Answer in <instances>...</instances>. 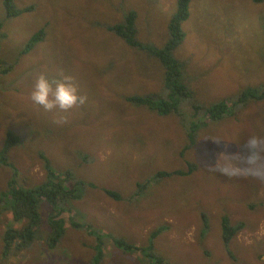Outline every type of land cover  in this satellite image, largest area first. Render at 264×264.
Masks as SVG:
<instances>
[{
	"label": "rangeland",
	"instance_id": "1",
	"mask_svg": "<svg viewBox=\"0 0 264 264\" xmlns=\"http://www.w3.org/2000/svg\"><path fill=\"white\" fill-rule=\"evenodd\" d=\"M16 1L19 6L35 4L36 10L21 14L8 23L6 32L9 38L3 42L5 47H2V42L0 47L2 55L5 48L6 51L11 50L8 52L9 56L5 55L8 60L16 59L17 53L14 50L18 48L16 51L18 52L33 32L40 30L54 13L56 15L51 21L52 25L48 26L46 38L40 40L29 53L20 57V60L14 63L12 71L0 79V148L8 138V129H12L19 136V140L14 143L16 146L11 153V160L18 168L17 181L21 185L32 187L44 181L46 179L44 172H48L47 165L44 164L48 159L55 169L59 171L70 169L77 176H85L75 177L76 179L93 181L98 188L85 185L82 200L73 202V207L80 213L83 212L78 216L83 220L90 217L93 225L90 223L87 227L76 229L68 222L62 240L50 249L46 238L51 231L48 218L53 208L50 204H42L39 238L29 248H24L20 252L22 255H12L8 259L4 257L5 232L11 224H21L13 221L5 204L0 202V264H40L47 255L51 261L43 264H84L94 257V246L98 242V235H102L105 243L106 255L102 264H118V254L115 252L113 240L124 236L123 233L129 235V232L132 234L130 238L136 243L147 240L157 216L148 214L149 220L145 221V215L149 209L160 203L163 189L161 191L158 188L152 195L154 201L142 200L127 207L124 201L118 199L117 201L108 196L103 192L102 187L111 189L116 187L119 190L122 186H128L130 169L146 170L144 176L147 177L167 165H172V170L175 172L181 169L182 165L188 166V160L171 153L184 140L182 130L178 129L181 126H178V122L173 117L145 114L133 127L137 131H132L129 136L126 132L129 129V122L138 121V113L132 110L124 116L127 119L115 120V110L120 104L118 95L123 92L130 94L128 90L144 93L157 88L152 76L150 80L146 78L147 68L155 70L148 53L133 49L116 35L104 32L103 22L112 21L110 17L119 14L122 0H51L44 6H42L44 0ZM3 2L4 0H0V8L1 5L3 7ZM130 2L138 10L142 38L159 43V40L164 38L162 26H165L166 16L174 6V0L157 2L130 0ZM124 4L130 7L127 0H124ZM220 6L229 7L228 21L231 22L229 37L237 49L241 50L240 57L242 59L249 57V51H252L253 57H257L255 59L258 66L255 70L246 71L245 66L243 70L237 72L239 77L245 78L239 82L245 86L260 81L264 78V53L258 50L262 44L258 35L245 26L251 28L255 26V30L261 29L264 33V3L257 4L254 0H216V3L211 0H194L193 15L184 25L188 44L182 46L179 52L183 50L187 54L189 51L193 54L200 52L202 42L195 36L200 37L204 32L209 33L212 28L204 24L208 12L212 10L217 14L220 12ZM208 18L212 21L216 17L208 16ZM56 23V27H53ZM56 29L61 33L56 34ZM92 34L97 35L102 42L92 41L94 39ZM94 62L99 68L93 65ZM223 70L221 67L209 75L201 72L200 77L205 79L207 84L216 86V90L204 91L198 87L199 98L209 102L210 99H217L220 95H230L229 88L231 92L240 88L235 74L225 77L221 84L215 82L217 76L226 75ZM41 74L47 75L49 79L59 77L61 74L71 75L81 94L87 96V102L68 112L47 111L34 104L30 99V93L36 78ZM230 78L235 80L229 81ZM251 104L249 110L244 107L235 109L234 112L237 115H244L253 110V114H248L254 119L246 138L253 135L264 137V100ZM223 120L212 124V130L231 132L233 124ZM101 122L104 123L103 126L100 125ZM238 127L241 125H234V128ZM115 132L123 134L122 139L116 140L118 146L124 144L119 149L115 147ZM102 133L113 134V139L103 142ZM246 138L243 140L245 141ZM210 140L216 143L215 137H210ZM224 142L228 143L226 139L222 141ZM237 142L231 141L233 148ZM196 146L200 150L213 149L200 144ZM84 152H88L94 158L90 156L87 158V153ZM217 155L213 158L210 156V159L207 155L204 156L206 162H211L213 167H220L223 170L215 172L210 169L209 163L202 164L198 169L204 171L206 169V171L201 174V178L182 179L178 194L171 190L169 192L177 199L180 197L178 201L189 202L192 199H199L207 206L206 196H209L210 191L216 195L217 192L213 189L220 185V192L226 193L220 197L216 195L218 200L225 201V204L220 205L225 206L221 214L230 215L234 222L245 224L235 237L239 248L234 253L238 258L245 259L248 264H264V204L262 203L264 196L260 193L261 184L264 193V178L230 176L227 173L235 165L225 153L218 151ZM239 166L244 167L245 161L241 160ZM12 174V167L7 164L1 166L0 198L7 189ZM173 180L180 182L181 174H175ZM257 182L260 184L254 185ZM67 216L69 217L70 214ZM168 220L172 229L162 237V243L167 240L169 245L171 244V256L177 247L181 248L182 257L177 261L182 264H237L231 258L233 255H228L223 249L215 250L210 258H205L199 252L196 238L198 227L189 223L184 210L179 209L177 213L168 216ZM215 242L213 239L211 244L213 247Z\"/></svg>",
	"mask_w": 264,
	"mask_h": 264
},
{
	"label": "trees",
	"instance_id": "2",
	"mask_svg": "<svg viewBox=\"0 0 264 264\" xmlns=\"http://www.w3.org/2000/svg\"><path fill=\"white\" fill-rule=\"evenodd\" d=\"M49 1L51 2V0H44L42 6L48 4ZM127 1L130 7H127L124 4V0H122L119 14L116 17H110L113 19L112 21L103 22L104 32L105 34L116 35L133 49H140L148 53L155 70L152 71L151 68H147L146 78L148 77V80H150L152 76V79L156 81L155 85L157 88L144 93L129 90L130 94L123 92V94L118 95L116 93L119 96L120 104L118 109L115 110V120L119 118L127 119L124 116L132 110L138 113V121L131 123L130 120L129 129L126 130L130 136L132 131H137L133 127L141 120L140 117L142 115L159 114L160 116L173 117L178 122V126H181L178 129L182 130L184 140L171 153L181 159L188 160V166L182 165L181 169L175 172L172 170V165H167V167L154 172L153 175L149 174L147 177L144 176L146 170L130 169V184L128 186H122L119 190L116 187L115 189L106 186L102 187L103 192L116 200L124 201L127 207H131L142 200L144 202H152L154 201L152 195L156 193L158 188L159 190L163 189L160 203L156 207L149 209L145 215V221L149 220L148 214L149 216H157L153 227L150 228L147 240L144 239L143 243H136L130 238L132 236L130 232L129 235L123 233L124 236L116 237L113 240L115 242V252L118 254V264H182L177 261L182 257L181 248L177 247L171 256V244L169 245L167 240L162 243V237L172 229L168 216L177 213L179 209L184 210L191 225H197L196 238L200 249L199 252L205 258L212 257L215 250L223 249L228 255H233L231 258L237 264H248L245 259L238 258L234 253L239 248L235 242V237L244 228L245 224L234 222L230 215L221 214L225 206L221 207L220 205L225 204V201L218 200L216 195L220 197L226 193L220 192V185L213 189L217 192L216 195L210 191L209 196H206L207 206L202 204L199 199L191 198L192 201L189 202L178 201L180 197L178 199L173 197L169 190L178 194L182 179L193 180L201 178V174L206 171V169L205 171L198 169L202 164L207 165L209 163L210 169L215 172L223 170L220 167H213L211 162H206L204 155H207L210 159L218 156V151L225 154L231 153V151L234 152L236 150L235 146L234 148L232 147V140L244 142L243 139L246 138L254 119L248 114H253L254 111L250 110L244 115H237L234 111L244 107L249 110L252 102L264 100V78L242 86L239 81L245 80V78L239 77L237 72L241 69L243 70L245 66L247 67L246 71L255 70L258 66V62L255 59L257 57H253L252 51H249V57L244 59L240 57L242 56L241 50L237 49L229 37V31H231L229 29L231 22L228 21L230 17L229 7L220 6V12L217 14L209 10V15H207L204 24L212 29L208 34L204 32L200 37L199 35L195 36L202 42L200 45L201 53L193 54L189 51L187 54L184 50L181 52L179 50L182 46L188 44L184 25L193 15L192 4L194 0H174L175 4L166 16L165 26H162V33L165 34L164 38L159 40V43L142 38L138 10L130 0ZM150 1L157 2L158 0ZM211 1L216 3V0ZM254 2L260 4L264 0H254ZM3 3V7L1 5L0 8V47L1 42L3 47V42L9 38V34L6 32L8 23L21 14L36 10L35 4L19 6L16 0H4ZM55 15L56 13L50 19H47L44 26L40 28L41 30L33 32L34 34L22 48H19L18 52H16L18 48L14 50L17 53L16 59L8 60L5 55L9 56L8 52L11 50L7 49L6 51L5 48L3 56L0 49V79L12 71L14 63L18 62L20 57L29 53L30 49L36 47L40 40L42 41L46 38L48 26L52 25L51 21ZM208 16L216 18L211 21ZM96 22L99 23L98 21ZM233 24L238 26L236 23ZM55 25L57 23L53 24V27H56ZM245 27L252 29L258 35V39L262 44L258 50L264 53V33L262 30H255V26L253 27L254 29L248 25ZM198 28L199 26L197 25V31ZM60 30L56 29V34L61 33ZM92 35H94L92 41L102 42L97 35ZM207 56L209 58H206ZM93 65L99 68L97 63L94 62ZM221 67L226 75L217 76L218 79L215 82L221 84L225 77H231L232 74H235L240 88L232 92L229 88L230 95H220L217 99H210L209 102L206 99L202 100L199 98V88L209 91L211 89L216 90V86L211 83L207 84L205 79L200 77L201 72L209 75V73H213ZM228 80L233 81L235 79L230 78ZM107 109L108 106L105 107L104 111L106 112ZM223 119L233 124L231 132L223 133L218 129L212 130V124L224 121ZM100 125L103 126L104 123L101 122ZM234 125H241V127L234 128ZM233 130L235 131L234 133ZM7 136L8 138L0 148V168L7 164V166L12 167L13 174L8 182L7 189L1 194L0 202L5 204L6 210L11 213L14 221L21 225H10L7 228L4 235V257L8 259L12 255H22L20 252L24 248H29L39 238L42 222V204H50L53 208L48 218L51 231L46 238L50 249L57 246L62 240L68 222L76 229L87 227L90 223L93 225L90 217L83 220L78 216L83 212L81 211L80 213L77 208L73 207V202L82 200L85 185L95 188H98V185L93 181L87 182L84 179H76L75 177L85 176H77L70 169L63 171L55 169L48 159L45 160L44 164L47 165L48 170L47 173L44 172L46 177L44 181L32 187L21 185L17 181L16 173L18 168L11 160V153L14 146H16L14 143L19 140V136L12 129H8ZM101 136L103 142L113 139V134L111 133H102ZM122 136L123 134L115 132V147L117 149L124 146V144L118 146L116 141L117 139H122ZM210 137H215L216 143H213ZM170 138L172 139L171 132ZM198 139L203 140L198 142L196 141ZM224 139L228 143H222ZM198 144L203 147H212L213 149L209 151H206V148V150H200L196 146ZM212 144L213 146H209ZM84 153H87V158L90 156L88 152ZM90 157L94 158L93 156ZM226 157L228 156L226 155ZM178 173L181 174L180 182L173 180L174 175ZM181 195L183 196V194ZM66 214H70V216L68 217ZM92 235L94 234L92 233ZM97 238L98 242L94 246L93 259L84 264H102L104 261L106 255L104 239L102 235H98ZM213 239L216 241L214 247L211 245ZM46 261H49V263L51 261L48 255L40 264Z\"/></svg>",
	"mask_w": 264,
	"mask_h": 264
},
{
	"label": "clouds",
	"instance_id": "3",
	"mask_svg": "<svg viewBox=\"0 0 264 264\" xmlns=\"http://www.w3.org/2000/svg\"><path fill=\"white\" fill-rule=\"evenodd\" d=\"M262 3L264 2H260V4ZM30 99L34 104L47 111L59 110L61 112H68L87 102V96L81 94L74 78L71 75L64 74L52 79H49L45 74H41L34 82ZM235 148L234 152L226 154L235 165L227 174L230 176H253L256 179L264 178V137L249 136L244 142L238 141ZM241 160L245 161L244 167L239 166ZM259 184L257 182L254 185ZM261 185L260 193L264 196ZM262 203L264 204V202Z\"/></svg>",
	"mask_w": 264,
	"mask_h": 264
},
{
	"label": "bare ground",
	"instance_id": "4",
	"mask_svg": "<svg viewBox=\"0 0 264 264\" xmlns=\"http://www.w3.org/2000/svg\"><path fill=\"white\" fill-rule=\"evenodd\" d=\"M127 82V81H126ZM170 164V163H169ZM81 222V221H80Z\"/></svg>",
	"mask_w": 264,
	"mask_h": 264
}]
</instances>
